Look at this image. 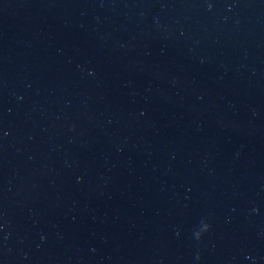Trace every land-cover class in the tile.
I'll use <instances>...</instances> for the list:
<instances>
[{
    "label": "water",
    "instance_id": "water-1",
    "mask_svg": "<svg viewBox=\"0 0 264 264\" xmlns=\"http://www.w3.org/2000/svg\"><path fill=\"white\" fill-rule=\"evenodd\" d=\"M0 264H264V0H0Z\"/></svg>",
    "mask_w": 264,
    "mask_h": 264
}]
</instances>
